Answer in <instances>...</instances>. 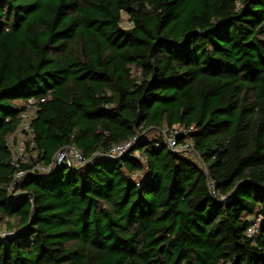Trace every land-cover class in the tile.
Here are the masks:
<instances>
[{
  "label": "trees",
  "instance_id": "1",
  "mask_svg": "<svg viewBox=\"0 0 264 264\" xmlns=\"http://www.w3.org/2000/svg\"><path fill=\"white\" fill-rule=\"evenodd\" d=\"M6 232L0 264H264V0H0Z\"/></svg>",
  "mask_w": 264,
  "mask_h": 264
},
{
  "label": "built area",
  "instance_id": "2",
  "mask_svg": "<svg viewBox=\"0 0 264 264\" xmlns=\"http://www.w3.org/2000/svg\"><path fill=\"white\" fill-rule=\"evenodd\" d=\"M45 98H42L41 101H44ZM38 103L37 98L33 97L28 100L26 109L21 113V124L15 133L10 137L8 141L9 148L11 150V164L18 168L16 173V178H21L26 175L27 171L22 169V164L29 162V155L36 148V141L34 138V132L31 126L33 111ZM162 133V132H161ZM171 135L163 132L165 134V140L168 145L178 152L183 153H192L193 149L190 144L178 145L177 143V135L186 133L185 130L177 129L174 134L171 131ZM132 145V142H127L123 145L114 147L108 156L116 157L123 154L126 150H128ZM86 160L82 154V152L77 149L75 146L68 145L63 147L54 157L53 162L50 165L43 166L40 163H37L33 170L39 169L42 172L49 173L54 167H58L61 165L70 166L71 168L81 167L85 164ZM257 232V223L254 226H251L249 229V234L253 235ZM12 233L6 232L1 236L8 237Z\"/></svg>",
  "mask_w": 264,
  "mask_h": 264
},
{
  "label": "rangeland",
  "instance_id": "3",
  "mask_svg": "<svg viewBox=\"0 0 264 264\" xmlns=\"http://www.w3.org/2000/svg\"><path fill=\"white\" fill-rule=\"evenodd\" d=\"M150 134H159V135H164L165 136V134H163V132L161 133V131H159V130L151 131Z\"/></svg>",
  "mask_w": 264,
  "mask_h": 264
}]
</instances>
